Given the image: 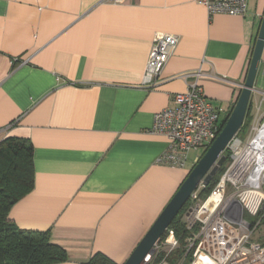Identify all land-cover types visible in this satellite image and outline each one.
<instances>
[{
  "label": "crops",
  "instance_id": "0c3cea01",
  "mask_svg": "<svg viewBox=\"0 0 264 264\" xmlns=\"http://www.w3.org/2000/svg\"><path fill=\"white\" fill-rule=\"evenodd\" d=\"M248 3L234 15L198 0H0V141L28 139L35 167L10 217L50 231L67 252L54 264L97 252L123 264L146 235L186 174L158 162L167 138L152 132L155 115L198 70L220 124L232 112L264 14V0ZM160 34L179 40L148 87ZM263 96L264 51L251 98L262 111Z\"/></svg>",
  "mask_w": 264,
  "mask_h": 264
},
{
  "label": "built area",
  "instance_id": "2783aa9c",
  "mask_svg": "<svg viewBox=\"0 0 264 264\" xmlns=\"http://www.w3.org/2000/svg\"><path fill=\"white\" fill-rule=\"evenodd\" d=\"M103 1L122 3L126 0ZM198 1L210 14H244L249 4L248 0ZM178 40L174 34L157 35L144 75L145 85L154 87L158 83ZM189 75L193 76V81L188 83L187 90L174 95V107L156 113L152 129L167 138L166 150L158 162L181 169L188 166L191 150H206L220 131V113L200 83L204 72L198 70ZM227 149L230 162L211 193L203 197L206 185L201 183L188 200L184 215L188 236L185 250L175 264H264V244L253 239L264 217L262 101L256 107L249 137L244 141L236 135ZM179 246L180 239L169 227L144 264H170L167 256Z\"/></svg>",
  "mask_w": 264,
  "mask_h": 264
},
{
  "label": "trees",
  "instance_id": "16d2710c",
  "mask_svg": "<svg viewBox=\"0 0 264 264\" xmlns=\"http://www.w3.org/2000/svg\"><path fill=\"white\" fill-rule=\"evenodd\" d=\"M253 112V101L251 100L242 130L250 128ZM229 115L223 122L221 121L220 131ZM33 150V145L25 138L10 136L0 141V264H54L67 259L65 248L52 240L49 230L23 228L10 217L12 207L34 189ZM225 154L227 159L203 189V197L211 193L226 170L230 162L228 149L225 150ZM194 165L195 163L185 168V178ZM188 205L189 202L185 204L170 225L180 239V246L167 256L170 264H175L185 250L188 231L184 215ZM261 223L264 224V217ZM88 264L120 263L104 253L97 252L92 255Z\"/></svg>",
  "mask_w": 264,
  "mask_h": 264
},
{
  "label": "water",
  "instance_id": "95a60500",
  "mask_svg": "<svg viewBox=\"0 0 264 264\" xmlns=\"http://www.w3.org/2000/svg\"><path fill=\"white\" fill-rule=\"evenodd\" d=\"M264 51V14L253 50L245 83L236 104L211 145L204 151L199 160L190 170L187 177L165 206L143 239L123 264H144L145 258L155 250L156 244L162 239L166 230L177 217L192 193L203 183L208 185L213 176L226 160L225 150L229 143L242 128L255 88V80Z\"/></svg>",
  "mask_w": 264,
  "mask_h": 264
},
{
  "label": "rangeland",
  "instance_id": "374dc122",
  "mask_svg": "<svg viewBox=\"0 0 264 264\" xmlns=\"http://www.w3.org/2000/svg\"><path fill=\"white\" fill-rule=\"evenodd\" d=\"M256 103L255 102L254 106H253V111L255 112L256 111ZM224 119H222V122H223ZM243 127V126H242ZM249 134H250V128L246 129V130H242V128L239 130V135L241 136V138L245 141L248 137H249ZM234 138V137H233ZM232 141V140H231ZM205 149H193L189 152V155H188V165L191 164V162L193 161V158L195 155H202L204 152ZM226 155V154H225ZM200 156L198 157V159L196 160V162L199 160ZM227 159V157H226ZM195 162V163H196ZM188 167V166H187ZM207 186V185H206ZM252 219V217H250ZM253 219H255L253 217ZM252 219V220H253ZM253 239L256 240V241H259V242H263L264 243V224H262L260 222L259 225H257L255 231H254V234H253ZM178 261V260H177ZM176 261V262H177Z\"/></svg>",
  "mask_w": 264,
  "mask_h": 264
},
{
  "label": "bare ground",
  "instance_id": "6f19581e",
  "mask_svg": "<svg viewBox=\"0 0 264 264\" xmlns=\"http://www.w3.org/2000/svg\"><path fill=\"white\" fill-rule=\"evenodd\" d=\"M219 133H220V131H219ZM236 135H239V131H238V133Z\"/></svg>",
  "mask_w": 264,
  "mask_h": 264
}]
</instances>
